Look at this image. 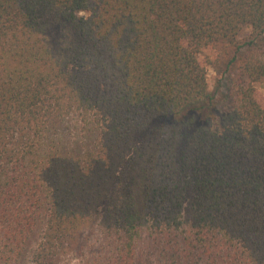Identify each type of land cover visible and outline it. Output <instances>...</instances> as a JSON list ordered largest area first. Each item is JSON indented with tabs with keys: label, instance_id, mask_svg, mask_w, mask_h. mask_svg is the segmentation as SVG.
I'll return each mask as SVG.
<instances>
[{
	"label": "trees",
	"instance_id": "16d2710c",
	"mask_svg": "<svg viewBox=\"0 0 264 264\" xmlns=\"http://www.w3.org/2000/svg\"><path fill=\"white\" fill-rule=\"evenodd\" d=\"M260 82L264 0H0V264H264Z\"/></svg>",
	"mask_w": 264,
	"mask_h": 264
},
{
	"label": "rangeland",
	"instance_id": "374dc122",
	"mask_svg": "<svg viewBox=\"0 0 264 264\" xmlns=\"http://www.w3.org/2000/svg\"><path fill=\"white\" fill-rule=\"evenodd\" d=\"M250 32L249 28H243L239 34V37L242 39L243 37L247 36ZM208 75V85H209V90L213 91V89L216 86V79L219 77L212 68L208 67L207 71ZM255 89H256V98L257 100L262 103L264 102V82H260L255 84ZM221 92V91H220ZM219 92V97H221L222 93Z\"/></svg>",
	"mask_w": 264,
	"mask_h": 264
}]
</instances>
